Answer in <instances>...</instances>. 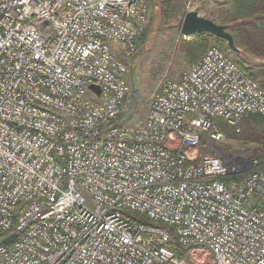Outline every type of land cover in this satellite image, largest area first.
I'll return each mask as SVG.
<instances>
[{
  "label": "built area",
  "instance_id": "1",
  "mask_svg": "<svg viewBox=\"0 0 264 264\" xmlns=\"http://www.w3.org/2000/svg\"><path fill=\"white\" fill-rule=\"evenodd\" d=\"M149 9L0 0V264H264V165L218 149L224 127L264 119V89L227 52L121 124Z\"/></svg>",
  "mask_w": 264,
  "mask_h": 264
},
{
  "label": "rangeland",
  "instance_id": "2",
  "mask_svg": "<svg viewBox=\"0 0 264 264\" xmlns=\"http://www.w3.org/2000/svg\"><path fill=\"white\" fill-rule=\"evenodd\" d=\"M149 1L148 19L143 30L147 29L148 36L144 48L142 50L137 49L131 59L129 71L126 75V82L132 94V102L129 105V113L121 121V124L125 126H134L143 119L150 97L160 81L164 78L178 80L192 65H190L185 51L181 49V45L183 43H193L195 37L184 38L180 36V19L177 20L175 15L176 11L179 12L178 14L183 10L186 12L189 0H171L173 8L170 17L166 20L163 19L162 15L160 20H158L157 15L152 20L153 12H158L160 0H155L157 6H155L154 0ZM191 10H195L204 18L218 22L217 5L211 4L208 0H191ZM211 46L215 45L209 44L208 47ZM228 56L233 60L235 58L231 53H228ZM249 58L256 64L254 66H264L262 59L258 61L256 58ZM246 123L250 125V130L255 133L260 132V128L254 126L252 121L242 122L239 133L224 127L222 129L224 140L218 145V149L222 154L232 156L236 165L244 162L249 166L254 164L262 166L264 165V142L247 139ZM243 174L237 173L236 175L241 177Z\"/></svg>",
  "mask_w": 264,
  "mask_h": 264
},
{
  "label": "trees",
  "instance_id": "3",
  "mask_svg": "<svg viewBox=\"0 0 264 264\" xmlns=\"http://www.w3.org/2000/svg\"><path fill=\"white\" fill-rule=\"evenodd\" d=\"M231 0L228 6L218 12L217 18L220 25L228 26V32L233 38L234 45L238 48L239 53H231L226 43L219 40L209 34H199L195 36L193 43H183L181 49L185 51L186 57L191 64L196 63L205 53L209 44L215 45L222 51L231 53L234 55V62L264 89V66H254L251 58H264V5L260 1L255 2V6L252 5L251 0ZM155 6H157L154 0ZM158 12H153L152 20L160 16L166 20L170 17L171 6L169 0L166 4L163 2L159 3ZM238 16L243 18H249L247 22L236 23L235 20ZM255 17V19H253ZM216 23V22H215ZM147 30V29H146ZM143 31L137 39L136 50H142L144 48L146 37L148 36L147 31ZM250 65V66H249ZM252 121L254 126L260 128L259 133H255L249 129L250 125L246 123V137L250 141L254 140L257 142H264V119L259 116H252L243 122ZM248 128V129H247ZM264 144V143H263ZM233 178H227L226 183H229ZM147 224V222H145ZM172 250L175 251L179 257L183 256L182 248L178 245L177 241L174 240L172 244Z\"/></svg>",
  "mask_w": 264,
  "mask_h": 264
},
{
  "label": "water",
  "instance_id": "4",
  "mask_svg": "<svg viewBox=\"0 0 264 264\" xmlns=\"http://www.w3.org/2000/svg\"><path fill=\"white\" fill-rule=\"evenodd\" d=\"M180 36L184 38L193 37L199 34H209L226 43L228 50L231 53L238 54L239 50L235 47L234 41L228 32V26L220 25L210 19L204 18L195 10L187 11L184 14L180 28ZM91 90H97L96 87L91 86ZM136 93V92H135ZM17 238V234L2 240V244H9Z\"/></svg>",
  "mask_w": 264,
  "mask_h": 264
},
{
  "label": "crops",
  "instance_id": "5",
  "mask_svg": "<svg viewBox=\"0 0 264 264\" xmlns=\"http://www.w3.org/2000/svg\"><path fill=\"white\" fill-rule=\"evenodd\" d=\"M168 0H161V2H163V4H166V2H167ZM211 4H215V5H217V10H218V12H219V10L221 11L222 9H224V8H226L227 6H228V4H229V2L231 1V0H208ZM247 1V5L249 4L248 3V0H246ZM258 1H260L261 3H263L262 5H264V0H251V3H252V5L253 6H255V2H258ZM169 4H170V6H171V0H169ZM172 6H171V10H172ZM182 10H183V8H182ZM181 10V11H182ZM217 12V13H218ZM179 12L178 11H176V13H175V15H176V18H177V20H178V18L180 19V24H181V22H182V19H183V17H184V14L186 13L185 12V10H183V12H181L180 14H178ZM170 14H171V12H170ZM173 15V14H172ZM199 15H201V14H199ZM250 18V17H249ZM249 18H243V16H238L237 18H236V20H235V22L236 23H242V22H247L248 20H249ZM253 19H255V17H253ZM216 23H218V22H216ZM258 61H260L259 59H262V63H264V58H256Z\"/></svg>",
  "mask_w": 264,
  "mask_h": 264
}]
</instances>
